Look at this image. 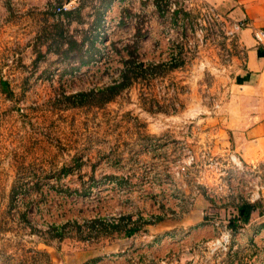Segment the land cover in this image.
I'll return each mask as SVG.
<instances>
[{
  "label": "rangeland",
  "instance_id": "1",
  "mask_svg": "<svg viewBox=\"0 0 264 264\" xmlns=\"http://www.w3.org/2000/svg\"><path fill=\"white\" fill-rule=\"evenodd\" d=\"M171 2L0 0V264L110 256L112 220L121 232L129 217L153 221L144 203L181 194L187 151L232 150L238 122L252 124L238 100L228 107L238 33L223 35L227 20L206 19L200 0Z\"/></svg>",
  "mask_w": 264,
  "mask_h": 264
},
{
  "label": "crops",
  "instance_id": "2",
  "mask_svg": "<svg viewBox=\"0 0 264 264\" xmlns=\"http://www.w3.org/2000/svg\"><path fill=\"white\" fill-rule=\"evenodd\" d=\"M200 1L227 22L242 20L245 23V28L237 34L243 49L241 68L227 94L228 107L231 103L234 107L238 100L234 109L241 113L250 110L248 120L252 124L245 126L238 122L231 149L245 162L259 160L264 155V53L253 43L251 32L264 30V0ZM59 17L62 22L63 15ZM217 149L218 153L227 150L222 146ZM152 187L159 193L170 192L163 184ZM194 188L192 184L179 182L175 193L181 194L176 198L166 195L162 202L157 201V206L145 202L141 215L148 211L154 220L140 227L134 226V217H129L133 223L129 222L121 232L119 219L112 220L111 224L118 230L113 228L115 235L108 236L121 247L117 246L110 256L95 257L94 254L92 264H264V212L246 224L238 223L239 228L232 231L227 253H210L208 243L217 236L213 223L225 218L226 211L211 206L202 196L185 201L187 193L192 195Z\"/></svg>",
  "mask_w": 264,
  "mask_h": 264
},
{
  "label": "built area",
  "instance_id": "3",
  "mask_svg": "<svg viewBox=\"0 0 264 264\" xmlns=\"http://www.w3.org/2000/svg\"><path fill=\"white\" fill-rule=\"evenodd\" d=\"M169 1L173 7L174 4ZM67 11L68 4L53 9L55 16H62ZM202 12L209 21L221 19L211 7L206 6ZM244 28L245 23L242 20L233 21L223 24L222 32L226 37H233ZM251 38L264 53V30H253ZM189 169L194 171L192 186H195L189 202L196 196H202L211 206L228 211L244 203L260 202L264 198V155L259 160L245 162L237 153L229 149L219 153L208 149L187 151L184 160L176 164L174 174L182 182ZM227 220L225 217L213 223L217 229V236L208 243L210 253L228 252L232 230L228 228Z\"/></svg>",
  "mask_w": 264,
  "mask_h": 264
},
{
  "label": "trees",
  "instance_id": "4",
  "mask_svg": "<svg viewBox=\"0 0 264 264\" xmlns=\"http://www.w3.org/2000/svg\"><path fill=\"white\" fill-rule=\"evenodd\" d=\"M157 1V0H156ZM65 17H68L69 12H64L62 14ZM57 27V25H56ZM55 27V28H56ZM61 33L63 34L61 28L57 27L56 31L54 32V37L55 38H59L61 37ZM0 87L2 88L1 90H6L7 89V83L5 81H0ZM115 89V86H110L108 88L105 89V91H99V95H102V93H108V94H114L113 90ZM109 100V98L105 99ZM261 208V210H260ZM227 212V226L229 229H231L232 231L236 230L237 228H239L238 223L241 224H246L248 221H250L251 219H253L256 215L261 214V212H264V209H262V207L259 205V203H254V204H242L238 207L235 208H231L229 209Z\"/></svg>",
  "mask_w": 264,
  "mask_h": 264
}]
</instances>
